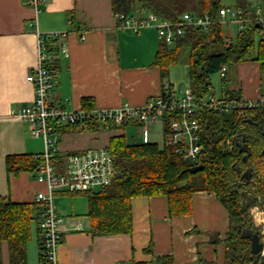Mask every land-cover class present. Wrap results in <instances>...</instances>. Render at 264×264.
I'll return each mask as SVG.
<instances>
[{
  "label": "crops",
  "instance_id": "0c3cea01",
  "mask_svg": "<svg viewBox=\"0 0 264 264\" xmlns=\"http://www.w3.org/2000/svg\"><path fill=\"white\" fill-rule=\"evenodd\" d=\"M260 6H264V0L249 8ZM35 21L41 32H68L65 42L70 55L64 58L58 53L57 83L52 92L53 98L67 109L83 107L86 97L94 106L115 108L123 103L142 105L159 95L164 85L178 93L184 91L181 84L163 79L154 64L162 41L156 29L134 32L122 28L112 0H40L38 9L29 0H0V196L30 203L36 201L39 191L46 192V184L39 182L34 172H8L6 159L9 155L44 151V141L35 137L29 123L17 114L34 96V85L27 75L37 63ZM228 71L227 68L221 96L238 92L251 99L259 97L262 83L256 61L236 64L238 82L231 86ZM153 122L146 125L148 131ZM131 127L143 133L144 127L137 122L94 129L65 128L58 155L106 148L116 134H125L129 142H139L130 141ZM163 134L165 138L164 128ZM65 162L56 164V169L64 170ZM53 194L58 212L65 219L57 252L60 264H135L157 261L163 256L173 264L224 263L229 212L213 192L196 191L192 212L180 216L170 214L166 196L134 197L133 231L110 235L91 233L88 200L83 194L64 190ZM217 237L219 242L214 243ZM1 252L3 264H9L6 245Z\"/></svg>",
  "mask_w": 264,
  "mask_h": 264
},
{
  "label": "trees",
  "instance_id": "16d2710c",
  "mask_svg": "<svg viewBox=\"0 0 264 264\" xmlns=\"http://www.w3.org/2000/svg\"><path fill=\"white\" fill-rule=\"evenodd\" d=\"M112 5L117 15L152 11L171 21L181 20L187 12L211 16L213 22L208 29L191 25L175 38L172 45L161 41L154 61L160 68L161 77L167 78L170 67L179 61L182 49L188 47L189 85L199 101L210 93L211 76L220 72L223 66L228 68L254 60L264 76V38L258 41L255 55L248 56L259 28L255 23L248 24L237 32L235 39L228 40L220 22L221 0H112ZM236 6L247 9L249 3L238 0ZM225 78L226 75L223 82ZM234 94L238 92L230 95ZM93 106L90 98L83 99L84 108ZM197 117L201 123L200 143L203 147L197 164H203L204 168L195 173L189 170L195 163L185 160L174 146L129 142L125 134L110 138L106 149L113 155L116 169L112 181L98 190L79 192L88 200L87 215L92 222L90 231L93 235L132 232V199L137 196H166L171 215L190 214L193 194L204 190L215 193L229 212L223 264H264L260 253L252 254L251 240L242 236L245 228L256 231L250 216L251 207L258 205L264 209V107L227 112L199 107ZM101 125L107 124L98 121L73 123L62 126L60 131L65 128L94 129ZM163 128L165 133V122ZM243 144L248 145L249 153L240 151ZM66 156L57 154L54 166L61 165ZM40 163L41 159L36 154L9 155L6 168L8 172L35 173ZM39 208L36 201L16 202L7 195L0 196V264H3V245L8 250L9 264H27L26 250L34 229L41 260V231L36 216ZM213 241L218 243V237ZM170 263L172 260L163 256L157 261L135 264Z\"/></svg>",
  "mask_w": 264,
  "mask_h": 264
},
{
  "label": "built area",
  "instance_id": "2783aa9c",
  "mask_svg": "<svg viewBox=\"0 0 264 264\" xmlns=\"http://www.w3.org/2000/svg\"><path fill=\"white\" fill-rule=\"evenodd\" d=\"M39 2L40 0H29L35 9H38ZM228 13H231L233 21L238 26L237 32H241L248 24L258 23L259 33L261 38H264V6L255 9H243L237 6L231 9L222 6L220 17H226ZM117 18L119 26L134 32L144 28H155L159 38L167 44H173L175 38L182 35L188 26L208 29L213 22L208 13L198 15L189 12L184 13L181 20L177 21L162 18L152 11L121 13ZM32 24L37 35V63L33 71L27 75V80L34 85V96L28 105L17 110V114L29 123L32 134L44 141V151L36 154L41 159V163L35 172L36 179L47 186L46 192L39 191L36 194V202L40 206L36 216L42 240L40 264H60L57 252L63 239L65 219L58 212L53 193L56 190L69 192L98 190L108 185L116 172L114 157L106 148L70 153L65 157L64 170L57 172L53 160L59 151L62 126L92 121L111 126L137 122L144 127V142H147L146 125L158 119L166 124L164 143L174 146L185 160L197 164L203 151L200 143L201 123L197 117L199 107L226 112L232 109L241 111L246 107H264V85L260 87L259 97L254 99L240 93L220 98L208 94L202 101L197 100L190 87L178 93L170 85H164L159 95L139 106L123 103L115 108L94 106L89 109L84 107L67 109L53 98L52 92L57 83L56 58L59 54L64 58L70 55L69 47L65 42L68 32H41L36 27L37 21ZM81 37L84 38L83 35ZM227 39L231 38L227 37ZM226 71L227 67L223 66L220 70L222 78ZM252 212L257 230L264 236V209L255 205L252 207ZM260 255L264 258V248Z\"/></svg>",
  "mask_w": 264,
  "mask_h": 264
},
{
  "label": "rangeland",
  "instance_id": "374dc122",
  "mask_svg": "<svg viewBox=\"0 0 264 264\" xmlns=\"http://www.w3.org/2000/svg\"><path fill=\"white\" fill-rule=\"evenodd\" d=\"M249 3V5H253V6H257V4H260L263 0H243ZM238 3V0H221V4L223 5V7L226 8H231V9H235L236 5ZM221 24H222V30L224 33V36H230L231 39H235L236 35H237V29L238 26L236 24V22L233 21L232 19V15L231 13H228L226 17H221ZM232 19V20H231ZM261 35L260 33H258L256 35L255 38V45H253V48L251 49L250 53H249V58L253 57L256 53L257 50V43L260 40ZM172 45V44H169ZM189 48L188 47H184V49H182V53L179 57V61L172 65L170 67L169 70V75L167 77V80H170L171 83H173L174 85L179 86L180 84L183 86L184 89L189 88V67H188V58H189ZM252 61V60H250ZM229 71H228V86L233 85L235 83L238 82V74L236 73V64L235 65H231L230 67H228ZM258 75L260 73H257ZM261 76V85L264 84V76ZM211 82H212V87L210 90L209 94L214 95L216 98H220L222 97V88H225V83L223 82L221 73H215L211 76ZM227 86V85H226ZM129 133H131L133 136H130V134L128 133L129 139L130 141H139L142 142L143 136L144 134L141 132L139 133L138 128L136 127H131L129 128ZM148 139L150 142H156L159 145H162L164 143V134H163V123L162 121H155L153 122L150 126H149V131H148ZM135 137V138H133ZM84 196V195H83ZM254 207V206H253ZM261 208V207H260ZM262 209V208H261ZM250 216L252 218V221L254 223V226L256 228V230L258 229L257 226L255 225V221H254V214L252 212V207L250 209ZM35 227V225H34ZM37 233H36V229L33 230V236L32 239L29 241L28 243V247H27V264H38L40 263V258H39V253L40 251L39 246H38V240H37Z\"/></svg>",
  "mask_w": 264,
  "mask_h": 264
},
{
  "label": "water",
  "instance_id": "95a60500",
  "mask_svg": "<svg viewBox=\"0 0 264 264\" xmlns=\"http://www.w3.org/2000/svg\"><path fill=\"white\" fill-rule=\"evenodd\" d=\"M256 27H259V24H256ZM241 152H250V148L247 144L241 145L240 148ZM248 157V154L245 155L243 158L246 159ZM204 168L203 164H195L192 167L189 168V170L193 173L198 172ZM245 174L250 175V173L246 172ZM242 236L244 238H249L251 240V252L252 254H259L262 252L264 248V236H262L259 232V230L253 231L250 228H245L242 231Z\"/></svg>",
  "mask_w": 264,
  "mask_h": 264
}]
</instances>
